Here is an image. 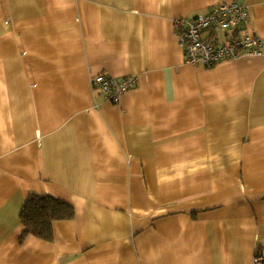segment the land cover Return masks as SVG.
I'll return each instance as SVG.
<instances>
[{"label": "crops", "instance_id": "obj_1", "mask_svg": "<svg viewBox=\"0 0 264 264\" xmlns=\"http://www.w3.org/2000/svg\"><path fill=\"white\" fill-rule=\"evenodd\" d=\"M232 2L264 50V0H0V264L264 257V56L193 66L177 36ZM99 74L135 86L106 102ZM32 194L75 210L50 242Z\"/></svg>", "mask_w": 264, "mask_h": 264}, {"label": "built area", "instance_id": "obj_2", "mask_svg": "<svg viewBox=\"0 0 264 264\" xmlns=\"http://www.w3.org/2000/svg\"><path fill=\"white\" fill-rule=\"evenodd\" d=\"M249 22L247 8L236 2L220 3L205 13L177 20V36L185 61L193 66L212 68L245 55L264 56L263 42L258 36H250ZM92 85L106 102L117 104L134 88L135 80L99 74L93 77ZM263 261L262 255L254 259L255 264Z\"/></svg>", "mask_w": 264, "mask_h": 264}, {"label": "trees", "instance_id": "obj_3", "mask_svg": "<svg viewBox=\"0 0 264 264\" xmlns=\"http://www.w3.org/2000/svg\"><path fill=\"white\" fill-rule=\"evenodd\" d=\"M75 210L64 201L51 196L32 194L24 204L20 218L25 226V235H33L44 241L53 240V225L70 221Z\"/></svg>", "mask_w": 264, "mask_h": 264}]
</instances>
